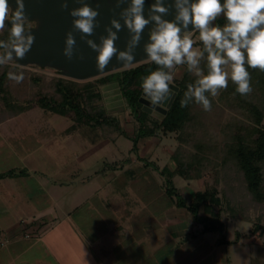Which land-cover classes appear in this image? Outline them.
<instances>
[{
	"label": "crops",
	"instance_id": "obj_1",
	"mask_svg": "<svg viewBox=\"0 0 264 264\" xmlns=\"http://www.w3.org/2000/svg\"><path fill=\"white\" fill-rule=\"evenodd\" d=\"M6 126L12 135L0 133V175L14 174L0 178V264H264V250L254 241L255 234L249 238L239 229L230 233L227 223L222 233L193 232L192 227L200 224L174 204L144 164L129 157L132 169L120 168L124 155L109 138L88 144L91 149L108 148L107 162L120 172L96 173L94 178L109 194L99 197L97 188L89 189L87 196L93 195L94 203L89 204V213L78 217L76 195L70 205L64 202V189L70 187L65 184L79 179L75 183L89 185L93 177L71 172L68 176L66 157L62 162L46 138L26 142L15 133V125ZM143 139L147 137L127 152L138 153ZM68 145L74 147L67 156L71 163L78 159L86 163L91 149H82V141L75 138ZM59 227H64L63 234L52 236ZM230 246L239 251L229 253Z\"/></svg>",
	"mask_w": 264,
	"mask_h": 264
},
{
	"label": "rangeland",
	"instance_id": "obj_2",
	"mask_svg": "<svg viewBox=\"0 0 264 264\" xmlns=\"http://www.w3.org/2000/svg\"><path fill=\"white\" fill-rule=\"evenodd\" d=\"M2 34L3 31L0 32V35ZM197 35L198 33L193 32L194 39ZM200 43L197 41L195 46L201 47ZM149 62L148 60H144L87 80H74L50 69H42L36 66H19L13 62L0 66V74L6 71V84L11 95L20 102H27L39 93L49 97H59L55 91V83L60 78L83 84L95 82L97 79L104 77L111 78L114 75L115 77L117 76L116 78L124 81L127 78V73H131L136 67ZM186 70V66L178 67L175 78L170 85L172 86L170 87L172 94L168 99L167 105L170 100L175 98L177 91L173 87H178V83L184 77ZM9 72H23L25 75L24 81L20 84L10 81L8 79ZM96 90L100 93V98L93 101V106L100 107L105 112V120L101 125H73L70 119L45 111L39 107L22 112L23 114L20 113L21 115L18 114L20 116L17 117V115L13 116V112L7 110L0 100V125H5L0 127V133L8 134V137H10L9 135H12V133L6 130V125H15V129L17 130L15 133L19 134V138H25L26 142L30 141L31 143L34 140L37 143V140L46 138L48 143H50V147L61 155L63 159L61 161L64 162L67 159L68 165L70 164L67 168V170L70 169L67 171L68 176L69 172H71L83 175L84 178L86 176L89 179L93 177V183L89 185H87L89 181L75 183L79 179L73 180L74 183L72 185L65 184L70 187H68L69 189H64L66 192L64 202H66V205L68 203L70 205L76 195L80 204V208L75 211L77 216L89 213V204L94 203V196H87L89 189L97 188L99 197H105L109 194L108 190L100 187L99 182L94 178L96 173L101 175L105 170L106 172H114L115 174L120 172L119 167L113 168L114 165L107 162L110 160L108 148L105 149L99 145L93 146L91 149L88 144L89 141L101 142L106 138L116 141L115 144L118 151L120 150L124 155L123 161L119 163L120 168L123 167V170L132 169L130 159L133 163L139 164L140 162L141 165L144 164L150 170V174L164 187L170 170L176 169V161L172 158L174 155H177L179 159L184 161L195 160L194 157L196 156L198 161L195 163V171L189 173L192 179L185 180L182 177L176 176L174 179L175 187L185 192L188 202L192 201L193 196L198 191L207 189L211 191L216 190L222 200V204L218 208H215V211L220 212L221 220L227 223L230 233L234 229H239L242 233L249 236V238L255 234L257 238L254 241L257 242L259 248L264 250V238L259 237L257 233L253 232L256 225L260 224L264 226V203H258L247 192L241 173L235 167V162L233 160L223 162L225 156L224 146L233 140V134L237 128H240L241 125H248L254 122V118L251 116L248 108L245 107V104L233 101L232 97L221 99V93L215 98L209 96L212 103V111L205 112L201 106L195 107L191 110L195 120L187 123L182 130L165 133L161 128H157L146 140L140 141L139 152L132 153L131 150L127 151L130 147H133V133H136L140 129L139 122L122 96L118 84L97 85ZM226 96L230 97L232 95L227 94ZM144 98L151 103L146 96ZM253 102L258 105L256 101ZM140 104L142 111H144L143 107L145 106L151 109L150 112L144 111L147 113L146 125L150 127H154L153 125L160 123L166 114L165 110L167 112L169 109L167 105L163 106L162 103L157 105ZM262 127L264 128V119ZM142 130L149 133V130H145V128ZM74 138L82 141V149H91V151L89 150V154L84 157L86 163L82 160L79 161V159L71 163L70 157H67L74 151V147L72 148L68 145L70 139ZM78 150L77 148L78 154H81ZM138 156L145 158L146 161H139L137 159ZM64 157L66 158L64 159ZM130 174L131 172H129ZM71 187H73L71 189L73 191L69 192ZM133 199L135 197L131 195V200ZM134 207L139 208L137 204ZM59 212L60 216H62V212ZM199 214L204 215L203 208H200ZM59 229L60 231L52 234V236H61L64 232V227H59ZM192 230L195 233L200 232L202 231V226L195 225V227H192ZM228 249L229 253L239 251L236 246H230Z\"/></svg>",
	"mask_w": 264,
	"mask_h": 264
},
{
	"label": "clouds",
	"instance_id": "obj_3",
	"mask_svg": "<svg viewBox=\"0 0 264 264\" xmlns=\"http://www.w3.org/2000/svg\"><path fill=\"white\" fill-rule=\"evenodd\" d=\"M77 2L81 6L69 11V16L74 18L72 29L97 53L95 65L100 71L105 70L113 58L124 65L132 64L133 53L146 26L153 25L147 33L148 42L143 51L146 59L157 68L141 81L142 91L152 105L164 103L171 96L170 85L179 66H186L196 77L194 83L187 85L180 101L181 108L194 102L205 112L212 111L209 96L218 97L230 81L237 94L246 96L253 91L249 69L264 72V0H223V3L221 0H172L170 5H166V0H154L147 18L145 0H116L117 7L125 3L127 6L119 12V20H110L99 44L86 39L99 26L96 20L99 12L83 0ZM14 4L13 9L8 0H0V32L10 20L9 39L0 40V66L14 61V57L23 59L35 42V37L26 29L28 18L23 0H14ZM61 9H67L66 2L61 4ZM171 10H174V18L171 21L163 19ZM220 17L226 21L223 26L215 23ZM121 20L129 33L124 50H118L115 45L119 38L117 33L122 29ZM73 31L65 34L62 50L69 61L76 48ZM193 32L198 33L195 39ZM197 41L202 47L195 46ZM8 79L20 84L25 75L9 72Z\"/></svg>",
	"mask_w": 264,
	"mask_h": 264
},
{
	"label": "trees",
	"instance_id": "obj_4",
	"mask_svg": "<svg viewBox=\"0 0 264 264\" xmlns=\"http://www.w3.org/2000/svg\"><path fill=\"white\" fill-rule=\"evenodd\" d=\"M225 22L224 18L220 17L215 23L223 26ZM30 25H33V22L27 21L26 27ZM9 29L10 20L6 23L5 30L0 35V40L9 39ZM12 62L15 63L14 61ZM202 67H204L203 63ZM156 68L157 66L154 63H145L136 67L133 72L127 73V78L124 81H121L114 75L111 78L104 77L97 79L95 82H86L83 84L60 78L55 83V91L59 97H49L39 93L27 102H20L11 95L6 84L7 73L3 71L0 74V100L7 110L13 112V116L31 108L39 107L45 111L70 119L73 125H101L105 120V112L100 107L93 106V101L100 98V93L96 90L97 85L117 83L122 96L134 112L141 129H138L133 135V146L135 149L138 139L151 136L157 128H161L165 133L182 130L187 123L195 120L191 110L200 106L194 102L184 108L180 106V101L183 99V94L187 90V85L194 83L196 79L194 74L186 70L184 77L178 83L176 96L163 119L160 123L153 125L154 127L146 125L147 113L141 110V104L139 102V98L143 92L141 81L144 76L156 70ZM249 71L251 75V86L253 88L251 94L246 96L237 94L235 92V85L231 81L227 89L221 92V99L225 97L229 99L232 97L233 101H237L243 105L245 104V107L248 108V111L254 118L253 123L241 125L240 128H237L233 134V140L225 144L223 162L233 160L236 169L241 173L242 181L247 192L258 203H264V128L262 127V121L264 119V72L252 69H249ZM227 94L232 96L228 97L226 96ZM253 101H256L258 105ZM144 128L145 130H149V133L143 132L142 129ZM200 148L202 147L200 146ZM172 158L176 161L177 165L175 170H170L169 176L166 178L165 192L167 196L177 207L186 209L190 213L193 221L202 226V233H222L225 225L221 220L220 212L215 211V208H218L222 204V200L218 196L217 191H211L209 189L198 191L193 196L192 201L188 202L187 198L175 187L172 180L175 175L186 180L192 179L189 173L195 171V163L198 161V158L195 156V160L190 161L181 160L177 155H174ZM13 174L14 171H9L1 174L0 178ZM200 208H203L204 215L199 214ZM253 232L257 233L259 237L264 238V226L260 224L256 225Z\"/></svg>",
	"mask_w": 264,
	"mask_h": 264
},
{
	"label": "water",
	"instance_id": "obj_5",
	"mask_svg": "<svg viewBox=\"0 0 264 264\" xmlns=\"http://www.w3.org/2000/svg\"><path fill=\"white\" fill-rule=\"evenodd\" d=\"M8 2L14 9V0H8ZM23 2L28 22L34 23L33 26L26 27V29L35 37V42L23 59H16L14 57V62L17 65L50 69L64 77L74 80H87L128 66L113 58L105 70L100 71L96 68L95 56L97 53L91 50L86 43L80 39L81 34L79 32H75L72 29V20L74 18L69 16V11L81 6L77 0H23ZM65 2L67 3V9L62 10L61 4ZM83 2L99 12L96 18L99 26L94 29V34L92 36L86 37V39H92L95 43L99 44V38L106 35L104 31L105 27L110 26L109 22L111 19L119 20V12L122 8L126 7L127 4H121L120 7H117L116 0H83ZM152 3H154V0H145V18L148 16V9ZM171 3L172 0H166V5H170ZM221 3H223V0H221ZM174 15V10H171L170 14L164 16L163 19L171 21ZM120 22L122 24V29L117 33L119 38L115 42V45L118 50H124L126 42L129 39V33L127 29L123 28L122 20ZM152 26V24L146 26L142 34V39L133 53L135 59L132 64L147 60L143 51V46L148 42L147 33ZM188 30H192L191 26H189ZM70 31H73V36L76 40V48L72 60L69 61L62 55V50L64 47L65 34ZM113 31H115V29H113ZM78 56L83 57V59H78ZM173 89L178 91V87H173ZM144 96L145 94L142 92L139 102L145 105H152ZM168 99L162 103L163 106L167 105ZM172 101L173 100L169 101L167 105L168 108L171 106ZM143 110L150 112L151 109L145 106Z\"/></svg>",
	"mask_w": 264,
	"mask_h": 264
},
{
	"label": "flooded vegetation",
	"instance_id": "obj_6",
	"mask_svg": "<svg viewBox=\"0 0 264 264\" xmlns=\"http://www.w3.org/2000/svg\"><path fill=\"white\" fill-rule=\"evenodd\" d=\"M33 25H34V23H33ZM33 25H30V26H33ZM30 26H29V27H30Z\"/></svg>",
	"mask_w": 264,
	"mask_h": 264
}]
</instances>
